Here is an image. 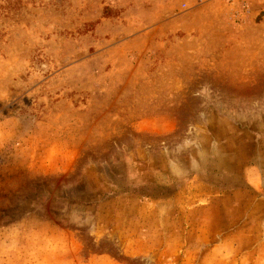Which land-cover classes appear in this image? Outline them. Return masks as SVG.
I'll list each match as a JSON object with an SVG mask.
<instances>
[{"label": "rangeland", "instance_id": "374dc122", "mask_svg": "<svg viewBox=\"0 0 264 264\" xmlns=\"http://www.w3.org/2000/svg\"><path fill=\"white\" fill-rule=\"evenodd\" d=\"M0 264H264V0H0Z\"/></svg>", "mask_w": 264, "mask_h": 264}]
</instances>
